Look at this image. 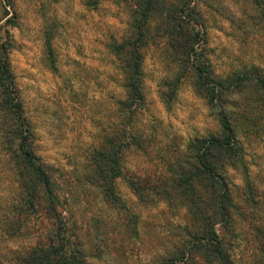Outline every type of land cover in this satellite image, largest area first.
I'll list each match as a JSON object with an SVG mask.
<instances>
[{
    "label": "trees",
    "instance_id": "1",
    "mask_svg": "<svg viewBox=\"0 0 264 264\" xmlns=\"http://www.w3.org/2000/svg\"><path fill=\"white\" fill-rule=\"evenodd\" d=\"M86 1L97 10L106 0ZM111 1L128 14L124 35L107 44L116 70L109 81L117 89L97 102L107 121H96L100 132L82 150L76 171L38 154L10 61L13 45L0 37V178L12 173L16 189L0 236L19 242L0 248V264H97L76 220L79 208L92 214L91 189L117 215L103 240L93 242L92 250L104 251L100 261L109 256L112 264H129L143 246L140 253L165 250L155 264H264V186L247 174V146L264 140V0H252V61L225 72L211 59L195 0ZM151 53L173 69L158 83L166 111L187 83L205 102L212 131L184 142L150 128L143 64ZM46 65L56 70V61ZM131 159L148 165L130 168ZM237 173L241 185L232 178ZM119 182L140 208H165L169 220L146 223L148 232L164 233L140 243L141 215L122 199Z\"/></svg>",
    "mask_w": 264,
    "mask_h": 264
},
{
    "label": "rangeland",
    "instance_id": "2",
    "mask_svg": "<svg viewBox=\"0 0 264 264\" xmlns=\"http://www.w3.org/2000/svg\"><path fill=\"white\" fill-rule=\"evenodd\" d=\"M130 1L133 5L134 0ZM194 3L199 5L207 27L208 46L217 71H229L243 61H252V0H195ZM123 8L111 0L104 1L97 10L88 7L86 0H0V37L13 45L10 61L28 117L34 124L38 154L55 167L76 171L82 150L100 132L96 121H107L105 116L100 117L102 112L97 102H107L109 94L117 89L109 81L116 70L115 58L107 44L126 32L128 14ZM48 60L56 61L55 71L46 65ZM143 72L149 109L145 118L150 128L184 142L214 129L205 102L195 96L187 83L182 86L172 110L166 111L158 98V83L164 73L173 69L164 67L157 55L151 53L146 57ZM250 144L247 174L264 186V166L260 167L264 165V140L253 143V147L252 141ZM142 160L131 159L129 167H146L148 164ZM232 178H236L238 185L242 184L239 173ZM14 184L12 173L0 178V227L10 213L16 191ZM118 184L122 199L141 215L140 243L164 233L161 228L155 234L148 232L146 223L150 217L161 222L169 220L165 208H140L131 192L122 183ZM89 191L92 214L89 208H79L75 218L77 227L86 239V253L97 257L94 263L112 264L114 259L109 256L100 261L104 251L92 250V245L94 241H102L106 231L110 232L117 215L106 212L97 191ZM92 215L95 222L90 221ZM90 233L92 240L87 237ZM0 240L3 251L15 249L19 243L1 236ZM138 251L129 264H155L165 250Z\"/></svg>",
    "mask_w": 264,
    "mask_h": 264
}]
</instances>
